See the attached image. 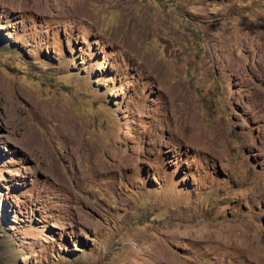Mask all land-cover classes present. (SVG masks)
I'll use <instances>...</instances> for the list:
<instances>
[{
	"label": "rangeland",
	"instance_id": "rangeland-1",
	"mask_svg": "<svg viewBox=\"0 0 264 264\" xmlns=\"http://www.w3.org/2000/svg\"><path fill=\"white\" fill-rule=\"evenodd\" d=\"M0 264H264V0H0Z\"/></svg>",
	"mask_w": 264,
	"mask_h": 264
}]
</instances>
